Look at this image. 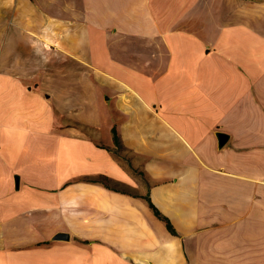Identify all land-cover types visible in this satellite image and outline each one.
<instances>
[{"label":"crops","instance_id":"1","mask_svg":"<svg viewBox=\"0 0 264 264\" xmlns=\"http://www.w3.org/2000/svg\"><path fill=\"white\" fill-rule=\"evenodd\" d=\"M0 264H264V0H0Z\"/></svg>","mask_w":264,"mask_h":264},{"label":"trees","instance_id":"2","mask_svg":"<svg viewBox=\"0 0 264 264\" xmlns=\"http://www.w3.org/2000/svg\"><path fill=\"white\" fill-rule=\"evenodd\" d=\"M84 130H85V129H84ZM112 132H113V138H114L115 145H116L117 148H120V145H119V142H118V137H117V135H116L115 130L112 129ZM87 179H88V178H87ZM88 180H91V181H99V182H102V183H103L105 186H107V187H110V188H114V189H116L115 187H113V186L110 184L108 178L105 177V176H99V177H96V178H89ZM148 204H149V206H150L151 208H153V206H152V204L149 202V200H148ZM167 226H168L169 229H171V227H170V225H169L168 223H167Z\"/></svg>","mask_w":264,"mask_h":264},{"label":"water","instance_id":"3","mask_svg":"<svg viewBox=\"0 0 264 264\" xmlns=\"http://www.w3.org/2000/svg\"><path fill=\"white\" fill-rule=\"evenodd\" d=\"M217 137H218V141H219L218 142L219 146H222V144L224 143L225 135L224 134H218ZM66 238H67V236L62 235V234H58L56 236V239H66Z\"/></svg>","mask_w":264,"mask_h":264},{"label":"rangeland","instance_id":"4","mask_svg":"<svg viewBox=\"0 0 264 264\" xmlns=\"http://www.w3.org/2000/svg\"><path fill=\"white\" fill-rule=\"evenodd\" d=\"M69 92H70V91H69ZM69 92H68V91H65L64 93H65V95H68V96H69ZM72 94H73V93H72ZM71 100H72V102L74 101V100H73V97H72V99H71ZM71 100H70V101H68V102H69V103H71Z\"/></svg>","mask_w":264,"mask_h":264}]
</instances>
